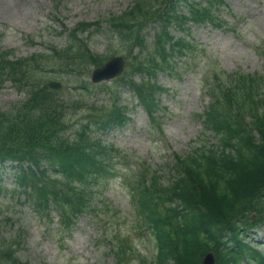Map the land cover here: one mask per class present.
Here are the masks:
<instances>
[{"label": "trees", "instance_id": "1", "mask_svg": "<svg viewBox=\"0 0 264 264\" xmlns=\"http://www.w3.org/2000/svg\"><path fill=\"white\" fill-rule=\"evenodd\" d=\"M216 1L191 4L190 18L220 27L212 10ZM136 8L143 9L141 5ZM136 13L142 11H129L120 19L134 18ZM110 21L120 23L115 18ZM89 26L83 24L81 29ZM182 42L176 45L187 48L188 44ZM72 48V52H67L70 57L55 49L49 56L9 60V52H0V84L12 79L28 89L24 100L7 111L0 110V160L28 162L42 168L38 173L31 168L22 171L17 181L31 187L27 201L41 216L49 219V211L54 209L62 221L68 213L87 211L88 198L83 188L100 173L99 164L106 161L101 146L90 143L93 139L86 130L88 125L77 130L74 139L61 133L68 124L69 105L60 99L59 91L34 78L38 65L48 66L56 60L74 57L84 60V51ZM89 57L94 66L103 61L98 56ZM80 66L74 67L81 69ZM151 84L141 85V90L136 88L148 111L155 105L152 93L157 86ZM263 86V77L248 76L242 79L240 88L225 90L222 97H217L206 117L219 144L201 148L203 159L179 161L175 166L177 177L165 186L155 179L154 188L143 195L140 207L146 219L144 225L156 226L150 228L157 238L154 264H201L203 254L209 250L215 252L217 264H238L252 254L259 255L257 250H249L243 235L255 226L249 217L251 213L264 224V100L260 97ZM149 89H153L151 96L147 95ZM168 194L178 198L186 212L178 215V210L169 205ZM2 260L16 263L7 249L2 252Z\"/></svg>", "mask_w": 264, "mask_h": 264}, {"label": "rangeland", "instance_id": "2", "mask_svg": "<svg viewBox=\"0 0 264 264\" xmlns=\"http://www.w3.org/2000/svg\"><path fill=\"white\" fill-rule=\"evenodd\" d=\"M58 1L61 5H66V8L55 11L52 0H0V47L14 50L17 57H27L41 51L48 53L49 49L61 48L64 45L67 34H59L63 30V24L70 27L77 21H92L109 14H120L128 8L131 0ZM225 1L236 16L232 18L224 15L225 23L222 28L211 25L193 27L189 38L193 49L187 50L191 52L186 58L180 59L183 65L179 64L171 76L158 77L168 88V91L161 95V135L152 123L150 126L153 130L149 131L145 112L139 106L136 108L132 94L122 89L130 122L109 133L98 132L106 143L124 149L128 158L131 154L163 166L169 151L184 153L196 137L199 140L204 139L199 136L202 126L197 114L210 102L205 84L212 72L239 71L258 73L264 77V0ZM100 39L107 41L105 35H99L92 38L90 44L101 51L104 45L98 43ZM52 71L55 75L70 79L64 86L71 97L86 100L88 106H94L92 103L104 104L102 95L94 97L81 94L82 90L78 88L76 79L72 81L73 75ZM96 93L102 94L98 91ZM262 97L264 98V89ZM23 98L24 93L18 92L10 83H4L0 87L2 110H7L11 107L9 104ZM88 111L89 107L86 111L76 110L70 114L74 127L78 128L87 120L85 114ZM207 134L208 143H215L211 133ZM197 145L200 144L191 143V146ZM123 179V176L113 175L109 176L107 183L104 180L96 183L93 190L99 192L95 197L99 200L100 210L105 211L104 214L80 216L78 223L62 237H57L53 232L56 228L55 222L53 224L40 219L28 206H22L20 209L24 216L20 215L19 210L15 213L16 217L8 213L13 220L17 218V222L13 226L2 225V228L5 227L4 234L7 238L14 236L17 229L20 230L23 243L17 246L16 252L20 263L116 264L117 257L113 252L115 243L107 242L108 237L116 234L119 237L127 236L136 249L132 259L125 255V258L131 259L130 264H142L138 261V255L149 256L147 251L151 252L153 240L147 232L133 230V215L128 202L129 186L123 183ZM11 181L12 177L4 179L3 183L10 185ZM258 234L264 239L263 231H258ZM125 258L122 257V260L125 261Z\"/></svg>", "mask_w": 264, "mask_h": 264}, {"label": "water", "instance_id": "3", "mask_svg": "<svg viewBox=\"0 0 264 264\" xmlns=\"http://www.w3.org/2000/svg\"><path fill=\"white\" fill-rule=\"evenodd\" d=\"M121 60L120 59H112L109 63H107L102 69L94 71L93 80H99L100 78H108L107 75L113 76L120 72L121 68ZM52 87H57V83L51 84ZM203 264H214V257L210 253L208 254L204 260Z\"/></svg>", "mask_w": 264, "mask_h": 264}]
</instances>
